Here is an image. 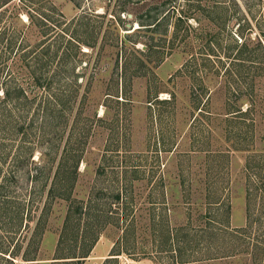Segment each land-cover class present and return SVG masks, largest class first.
Returning a JSON list of instances; mask_svg holds the SVG:
<instances>
[{
  "label": "rangeland",
  "instance_id": "obj_1",
  "mask_svg": "<svg viewBox=\"0 0 264 264\" xmlns=\"http://www.w3.org/2000/svg\"><path fill=\"white\" fill-rule=\"evenodd\" d=\"M47 1L56 6L50 20L57 24L50 35L55 46L65 47L63 28L70 27L67 33L93 47L71 44L57 76L59 55L44 68L50 92L64 102L56 105L52 128L45 125L39 134L40 116L31 133L20 130L35 118L36 104L10 116L0 111V180L32 145L37 161L55 164L53 174L66 145L64 164L79 161L73 197L83 203L92 197L101 212L122 208V215L111 211V218L100 219L99 240L83 264H103L122 236L128 250L118 255L119 264L167 263L162 249L170 243L218 244L202 228L214 221L230 230L247 226L248 241L264 243V68H258L264 64V0ZM36 2L34 21L21 2L3 18L29 50L45 38L36 23L44 15L39 3L49 4ZM165 14L167 25L152 32L147 23ZM243 42L248 54L233 58ZM30 65L19 68L20 80H32L33 69L42 71ZM228 67L233 72L225 74ZM240 105L248 113L233 115ZM18 171L16 186L23 189L30 181ZM209 195L219 197L221 206H209ZM67 207L66 200L54 202L37 264L53 260ZM231 237L218 236L224 241L219 251L236 256L184 264H264V251ZM18 240L23 245L21 233L0 222V250L9 253ZM215 251L199 249L196 255ZM1 255L0 264H11Z\"/></svg>",
  "mask_w": 264,
  "mask_h": 264
},
{
  "label": "trees",
  "instance_id": "obj_2",
  "mask_svg": "<svg viewBox=\"0 0 264 264\" xmlns=\"http://www.w3.org/2000/svg\"><path fill=\"white\" fill-rule=\"evenodd\" d=\"M14 1L15 0H0V92L1 96H3V100L0 101V111L10 116L15 111L20 112L36 104L33 108L35 118L32 119L29 125L23 123L19 127L20 130H25L28 127L31 133V130L35 128L36 118L41 116L38 130L39 134H41L43 133L45 125L50 127V124L54 123V120L57 118L56 105L64 104L62 99H58L56 95H54V92H50L52 90V80L44 77V68L52 64L55 56L59 55L60 59L56 61L55 67L53 68V73L57 76L62 71L61 68L64 61L70 59L71 49L73 48L71 44L75 45L78 43L77 45L79 46L81 43H84L89 47H93V45L81 37L77 38L74 31H71L72 33L70 34L67 33L70 27H65L63 31L69 38L66 41L65 47L59 50V46H55L54 38L50 37L57 28L56 23L50 22L56 10V6L47 0H45V3L49 5L46 7L43 6L42 2L39 3V10L42 11L44 15L38 14L41 19H38L39 22L36 23L39 28V33L45 38L33 44L31 50L28 49L29 45H26L25 42L18 44V37L16 36L17 30L14 29L15 25L9 23L4 24L3 22H5V20L3 21V18L7 16V12L11 7L10 5L15 8L19 5V2L23 5V13L28 15L29 19L32 18L33 8L31 4L36 5L37 0ZM76 3L79 5L78 2ZM122 4L124 5V3ZM118 6H120V10H125L124 6L120 4H118ZM168 17L169 16L165 14L162 17L155 18L150 23H147L149 26L153 25L148 28H151L150 30L152 32L158 33L163 25H167L166 21ZM159 18L161 19L159 20ZM180 19H182L181 16L178 17V20ZM174 28V33L176 35L179 29V22L174 23ZM164 33L166 32L164 31ZM16 45L18 47L17 51L15 49ZM240 47L241 48L238 49V52L235 54L236 57L233 58L240 59L244 53H246L247 43L243 42ZM79 48H81V46H79ZM227 57L232 58L229 55H227ZM233 60H231V63L238 62ZM34 62L43 67L41 68L42 71L33 69L29 74L32 80L28 78L26 81L20 80V75L24 73L23 70H19V68L21 66L30 67V64ZM263 66L264 64L258 66L259 72L263 70ZM228 68L225 70V74L226 72H233ZM4 73H6V75L2 76ZM17 75H19V77ZM232 108L234 107H228V109ZM233 111L236 112V114L233 115L247 114L249 109L247 108L244 110L240 105L238 109ZM52 127L53 126L50 128ZM34 146L35 145H32V149L27 151L26 157L23 156L22 158L21 156H16L14 163H12L13 168L9 169L7 174L3 175V179L0 180V222L7 224L11 233L18 234L20 232L23 242L22 245L18 240L17 244L9 253L0 250V252H2L1 256L11 264L40 263L37 257L39 255L43 236L48 229L53 204L56 200L63 199L68 202L67 212L59 232L57 246L54 256L52 257L53 260L50 261L49 264H83V257L90 254L96 242L99 240L100 227L98 226L100 225V219L105 216L111 218L113 215L111 211L122 215L119 211L122 208L118 205V207H111V209H106L105 212H101V210L105 209H99L96 201L92 197L87 200V203L86 201L85 203H83V201H78L73 197V186L78 176L79 161L71 165H68L69 162L64 164L69 150L68 148L66 149L65 145L63 149V151L65 150V154L62 155L63 158H61L62 156L60 157L56 169L52 174L55 164L51 166L49 165V161H45L48 163L37 161L34 157ZM22 152L25 154L23 149L20 150V153ZM19 168L23 169V172L28 174L27 179L30 181V185L23 189L17 188V183L21 182V178L16 175V173L19 172ZM1 171H3V169L0 168V173ZM116 198L119 202L120 194L116 195ZM207 202L209 206H213L212 208H218L214 206H221L222 204L219 197L211 198L210 195ZM226 206L230 208L228 202H226ZM126 214L128 215L127 212H125V216ZM248 218L250 219V217ZM121 221L118 220L120 226ZM219 223L218 221H214L212 225L211 223L210 225L207 223L202 227L206 234L209 233L219 239L218 244L215 243V245H211L205 243V241L201 243L197 242L196 244H193L191 241H188L186 244H184L183 241L170 243L168 248L162 249L168 252L166 256L167 263L163 261V263L159 262V264H184L196 261L204 262L211 259H223L236 256L238 254L237 251L234 253L219 251L222 247L220 243L224 241H221L218 236H221L224 240H226L228 236H232L246 243L249 250L251 244L252 249H255V251L257 249L262 252L264 251L263 242L256 241L250 243V241H248L251 231L247 229V226L239 230H230L231 228L228 224ZM101 225L103 226V224ZM232 237L231 241H234ZM181 242L183 243L182 245L180 244ZM232 246V248H235V243H233ZM229 247H231V245ZM199 249H207L208 251L214 249L216 253L196 255ZM127 250V239L125 236H122L121 240L114 244L112 253L105 259L103 264H119L118 255L127 252ZM6 254L9 256L7 257ZM18 258L20 259L17 262Z\"/></svg>",
  "mask_w": 264,
  "mask_h": 264
},
{
  "label": "built area",
  "instance_id": "obj_3",
  "mask_svg": "<svg viewBox=\"0 0 264 264\" xmlns=\"http://www.w3.org/2000/svg\"><path fill=\"white\" fill-rule=\"evenodd\" d=\"M124 264H126V263H124Z\"/></svg>",
  "mask_w": 264,
  "mask_h": 264
}]
</instances>
